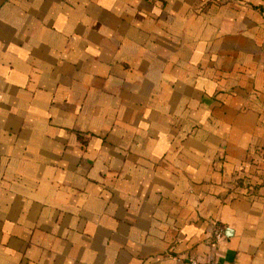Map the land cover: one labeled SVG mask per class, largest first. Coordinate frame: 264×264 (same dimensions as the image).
Returning <instances> with one entry per match:
<instances>
[{
	"label": "crops",
	"instance_id": "1",
	"mask_svg": "<svg viewBox=\"0 0 264 264\" xmlns=\"http://www.w3.org/2000/svg\"><path fill=\"white\" fill-rule=\"evenodd\" d=\"M190 258L264 264V0H0V264Z\"/></svg>",
	"mask_w": 264,
	"mask_h": 264
},
{
	"label": "built area",
	"instance_id": "2",
	"mask_svg": "<svg viewBox=\"0 0 264 264\" xmlns=\"http://www.w3.org/2000/svg\"><path fill=\"white\" fill-rule=\"evenodd\" d=\"M222 238V229L220 227H217L213 232H212V240L213 243H218ZM185 264H222L219 261H210V262H200L196 259L190 258L188 259Z\"/></svg>",
	"mask_w": 264,
	"mask_h": 264
}]
</instances>
